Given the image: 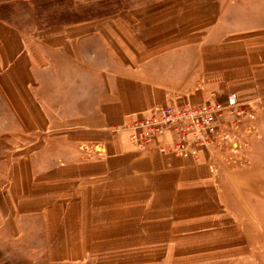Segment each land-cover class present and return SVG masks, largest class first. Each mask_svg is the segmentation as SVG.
<instances>
[{"label": "crops", "instance_id": "0c3cea01", "mask_svg": "<svg viewBox=\"0 0 264 264\" xmlns=\"http://www.w3.org/2000/svg\"><path fill=\"white\" fill-rule=\"evenodd\" d=\"M233 1L0 0L1 106L37 141L11 166L18 198L63 188L86 219L99 211L108 219L111 205L118 217L140 218L179 211L173 203H205L194 198L205 197L212 168L227 172L208 149L198 160L165 156L158 148L176 142L174 133L141 150L114 129L211 94L223 104L235 94L249 110L247 176L264 179V0ZM36 6L65 15L15 21L16 10ZM83 148L103 157L90 159ZM229 202L238 220L237 197ZM62 205L35 209L44 234L65 227ZM72 205L68 219L79 220Z\"/></svg>", "mask_w": 264, "mask_h": 264}, {"label": "rangeland", "instance_id": "374dc122", "mask_svg": "<svg viewBox=\"0 0 264 264\" xmlns=\"http://www.w3.org/2000/svg\"><path fill=\"white\" fill-rule=\"evenodd\" d=\"M230 3L235 5L233 0ZM61 14L65 15L36 6L26 14L16 10L14 18L19 23L23 17L36 23L44 17L54 19ZM212 97L216 99L211 94L206 100ZM2 103L0 264H264V179L260 173H255L257 176L253 178L247 176L245 149L249 132L246 127L250 112L245 104L239 103L247 116L232 128L230 122L234 118L227 115L226 138L221 145L208 149L211 159L219 161L227 172L219 173L212 168L211 173L215 175L212 177L219 186L214 188L213 181L206 188L205 197L194 198L195 201L205 199V203H173L179 211L160 210L148 215L141 212L140 218H132L130 212L118 217L113 210L117 205H111L108 219L102 218L101 211L96 212V218L86 219L84 205L70 204L69 195L61 191L63 188L54 192L47 187L50 189L47 195L18 198L15 187L10 184V169L22 163L21 151L37 141L21 134V126ZM83 152L90 159L103 157L102 154L95 156L91 148H83ZM234 197L238 201V220L230 214L233 209L229 201ZM246 197L253 198L247 202ZM43 204L49 208L63 204L65 209L62 213L66 217L65 227L63 221H57L63 227L57 231L51 227L49 231L53 230L54 234H44V214L35 211ZM70 205L73 210L77 207L79 220L68 219Z\"/></svg>", "mask_w": 264, "mask_h": 264}, {"label": "built area", "instance_id": "2783aa9c", "mask_svg": "<svg viewBox=\"0 0 264 264\" xmlns=\"http://www.w3.org/2000/svg\"><path fill=\"white\" fill-rule=\"evenodd\" d=\"M239 103L237 95L230 94L224 104L212 97L196 105L157 107L151 116L116 128L114 133L128 131L131 142L144 150L167 132H172L178 137L177 141L160 145L159 152L165 156L198 160L201 150L223 143L227 135V115L234 118L230 122L232 128L247 116Z\"/></svg>", "mask_w": 264, "mask_h": 264}]
</instances>
